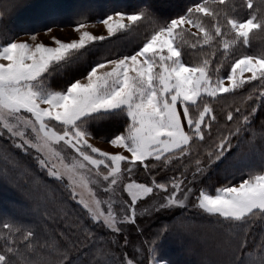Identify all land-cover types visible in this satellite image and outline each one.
<instances>
[{
    "label": "snow or ice",
    "instance_id": "snow-or-ice-1",
    "mask_svg": "<svg viewBox=\"0 0 264 264\" xmlns=\"http://www.w3.org/2000/svg\"><path fill=\"white\" fill-rule=\"evenodd\" d=\"M18 7L0 9V191L24 200L0 205V264H181L192 211L206 223L183 264H264V51L238 54L264 0L113 3L91 24L90 0H48L49 43L17 38ZM65 23L74 38L54 34Z\"/></svg>",
    "mask_w": 264,
    "mask_h": 264
},
{
    "label": "trees",
    "instance_id": "trees-1",
    "mask_svg": "<svg viewBox=\"0 0 264 264\" xmlns=\"http://www.w3.org/2000/svg\"><path fill=\"white\" fill-rule=\"evenodd\" d=\"M47 2L48 0H15V3L19 4L20 7L16 8V10L13 12L12 30L15 33H17V35L24 34V30L29 25L36 27L39 31L43 30L39 26V24L36 23L35 13L39 5H42ZM60 2L71 3L72 0H60ZM90 2L98 6L90 17V21H92V20H96L99 17V14L103 12L106 7L111 6L113 3H118L121 6H133L137 3V0H90ZM186 2L187 0H163V3L168 6H175V5L182 6ZM12 3H13V0H0V9L4 8L5 6L10 7ZM243 14L244 13L241 12V15ZM67 25H71V24L65 23L63 26H67ZM141 39H142V33L137 34L133 32L127 36L120 37L119 39H112L109 42H106L104 47L107 49H110L114 53L115 52H130L137 44H139ZM239 51L246 52L247 54H253V53L264 51V34L254 37L250 48L238 50V54H239ZM223 102L224 101L214 102L218 113H221L223 108L225 107L222 104ZM256 123L257 124L264 123V112H260L258 110L257 117H256ZM234 143H235V140L233 141V144ZM220 175L222 176L223 173H220ZM216 176H217V173H214L211 182L216 181ZM17 192L15 190L10 189L5 195L3 191H0L1 193L0 196L4 195L6 199L22 203L24 198L19 197ZM188 218L194 223L196 222L200 223L202 221L206 223V221H204L201 216L197 217L194 214H191L190 216H188ZM162 220L164 219H161L159 222H153L152 225L159 224ZM200 233H201V230L199 228L197 227L193 228L192 234L196 235V238L193 240L189 236L185 239L184 243H186V241L188 242L189 240H193L194 241L193 244L199 245L200 240L198 241V238L201 237ZM189 257H190L189 258L190 260L198 259V255L195 252H193L192 256L189 255ZM172 259L176 260L173 256H172ZM181 264H183V261Z\"/></svg>",
    "mask_w": 264,
    "mask_h": 264
},
{
    "label": "rangeland",
    "instance_id": "rangeland-1",
    "mask_svg": "<svg viewBox=\"0 0 264 264\" xmlns=\"http://www.w3.org/2000/svg\"><path fill=\"white\" fill-rule=\"evenodd\" d=\"M94 21L95 20H92V21H89V22L91 24ZM89 31H92L93 34H95V35H106V30L103 28L102 25H99V24H97L96 27H94V28L93 27H90L89 28ZM40 32H41V36L39 38L41 40H43L45 43H49L48 38L43 34V30H41ZM134 33H136V32H134ZM141 33H142V31H141ZM141 33H137V34H141ZM54 34L57 37H59L61 39H64V40H69V39L74 38L76 36V34L73 31L72 25L63 26V31H60L58 28L57 29H54ZM17 38L18 39H24L25 36H24V34H20V35H17ZM245 75H250V74L249 73H245ZM232 100H233L232 97H227L226 100L222 104L226 107L227 103H231ZM236 102L237 103L239 102V98H237ZM221 122L223 123V120L222 119H221ZM97 146H99V147H101L102 149H105V150H111L110 146L107 143H97ZM209 183H213V182L209 181ZM17 194L19 195V197H23L20 192H17ZM0 195H1V193H0ZM11 202H13V201H11L9 199H6V197L4 195L3 196H0V205H3L5 203H11ZM191 214H194L195 216L200 217V215H198L195 211L188 212L186 215L188 217ZM163 219L164 220H162L159 224H156V225L153 224V225H151V229L152 230H155L156 228H158L160 226L161 223H170V221L167 218H163ZM199 222H200V220H199ZM191 223L193 225V228L197 227V228L200 229L199 226L202 223H205V222L202 221L200 223H198V222L194 223L193 221H191ZM53 225H54V227H53ZM61 228H62V225L58 221L55 222V223H52L50 225V230L59 231V230H61ZM190 237L194 240L196 238V235L192 234ZM193 240H189L188 242L186 241V243H184V245H183V249L182 250L181 249H177L171 255L177 261L179 260L181 263H182V261L190 260L189 259L190 258L189 255L192 256L193 252H195L197 254L198 253V250H199V245L193 244V242H194ZM199 240H201V237L198 238V241Z\"/></svg>",
    "mask_w": 264,
    "mask_h": 264
}]
</instances>
